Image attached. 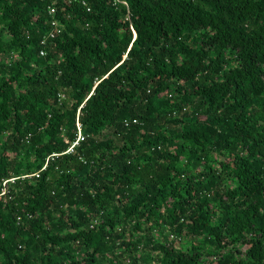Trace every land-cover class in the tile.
<instances>
[{
    "label": "trees",
    "instance_id": "1",
    "mask_svg": "<svg viewBox=\"0 0 264 264\" xmlns=\"http://www.w3.org/2000/svg\"><path fill=\"white\" fill-rule=\"evenodd\" d=\"M0 264H264V0H0Z\"/></svg>",
    "mask_w": 264,
    "mask_h": 264
},
{
    "label": "built area",
    "instance_id": "2",
    "mask_svg": "<svg viewBox=\"0 0 264 264\" xmlns=\"http://www.w3.org/2000/svg\"><path fill=\"white\" fill-rule=\"evenodd\" d=\"M51 12L54 13V10L52 9ZM79 132L80 130H78V138H80V135H81Z\"/></svg>",
    "mask_w": 264,
    "mask_h": 264
},
{
    "label": "rangeland",
    "instance_id": "3",
    "mask_svg": "<svg viewBox=\"0 0 264 264\" xmlns=\"http://www.w3.org/2000/svg\"><path fill=\"white\" fill-rule=\"evenodd\" d=\"M80 133V132H79Z\"/></svg>",
    "mask_w": 264,
    "mask_h": 264
}]
</instances>
